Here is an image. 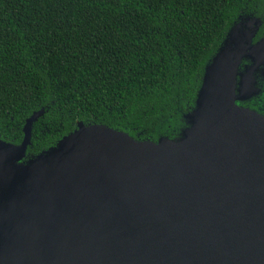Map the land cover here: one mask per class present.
Segmentation results:
<instances>
[{"label":"water","instance_id":"95a60500","mask_svg":"<svg viewBox=\"0 0 264 264\" xmlns=\"http://www.w3.org/2000/svg\"><path fill=\"white\" fill-rule=\"evenodd\" d=\"M260 66L264 38L222 49L180 143L79 122L25 161L32 115L0 141V264H264V117L236 105Z\"/></svg>","mask_w":264,"mask_h":264},{"label":"trees","instance_id":"16d2710c","mask_svg":"<svg viewBox=\"0 0 264 264\" xmlns=\"http://www.w3.org/2000/svg\"><path fill=\"white\" fill-rule=\"evenodd\" d=\"M264 38V0H0V141L39 155L79 122L180 143L206 69ZM252 62L241 58L237 88ZM257 94L236 105L264 117Z\"/></svg>","mask_w":264,"mask_h":264},{"label":"rangeland","instance_id":"374dc122","mask_svg":"<svg viewBox=\"0 0 264 264\" xmlns=\"http://www.w3.org/2000/svg\"><path fill=\"white\" fill-rule=\"evenodd\" d=\"M37 155H28L26 158H25V161H30V160H34L36 158Z\"/></svg>","mask_w":264,"mask_h":264},{"label":"bare ground","instance_id":"6f19581e","mask_svg":"<svg viewBox=\"0 0 264 264\" xmlns=\"http://www.w3.org/2000/svg\"><path fill=\"white\" fill-rule=\"evenodd\" d=\"M79 129L82 131L84 130V127L80 125Z\"/></svg>","mask_w":264,"mask_h":264}]
</instances>
